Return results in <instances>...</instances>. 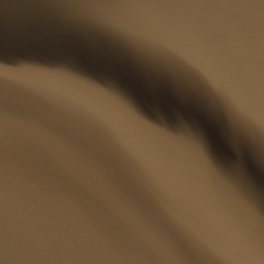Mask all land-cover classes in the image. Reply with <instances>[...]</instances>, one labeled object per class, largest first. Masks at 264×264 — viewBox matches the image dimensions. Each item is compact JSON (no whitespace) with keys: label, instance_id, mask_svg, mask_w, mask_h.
I'll return each mask as SVG.
<instances>
[{"label":"water","instance_id":"1","mask_svg":"<svg viewBox=\"0 0 264 264\" xmlns=\"http://www.w3.org/2000/svg\"><path fill=\"white\" fill-rule=\"evenodd\" d=\"M259 122V0H0L7 264H264Z\"/></svg>","mask_w":264,"mask_h":264},{"label":"clouds","instance_id":"2","mask_svg":"<svg viewBox=\"0 0 264 264\" xmlns=\"http://www.w3.org/2000/svg\"><path fill=\"white\" fill-rule=\"evenodd\" d=\"M125 107L131 112L133 115L138 112V109L130 102H123ZM163 120V117H160ZM183 124V121H180ZM259 131L264 134V122L258 123ZM109 130V128L107 127ZM102 137H106V129L103 127L97 129ZM116 163H119L117 160ZM121 209L118 214L123 218L130 220L133 222L141 231L145 232L149 239L156 244H166L169 247H174V242L168 238L165 233V223L162 221L160 223H156L152 221L144 209L138 207L136 203L130 199H127L121 196ZM170 224H174L176 227L182 229L183 221H180L178 217H175L172 214V220L169 222Z\"/></svg>","mask_w":264,"mask_h":264},{"label":"snow or ice","instance_id":"3","mask_svg":"<svg viewBox=\"0 0 264 264\" xmlns=\"http://www.w3.org/2000/svg\"><path fill=\"white\" fill-rule=\"evenodd\" d=\"M259 3L264 4V0H259ZM0 264H7L2 250V242H0Z\"/></svg>","mask_w":264,"mask_h":264}]
</instances>
